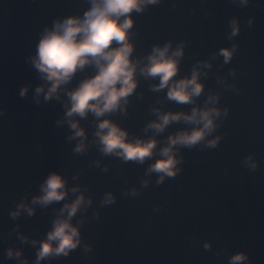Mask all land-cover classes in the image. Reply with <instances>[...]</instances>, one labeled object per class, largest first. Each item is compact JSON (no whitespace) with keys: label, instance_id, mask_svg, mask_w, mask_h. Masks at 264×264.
<instances>
[{"label":"water","instance_id":"95a60500","mask_svg":"<svg viewBox=\"0 0 264 264\" xmlns=\"http://www.w3.org/2000/svg\"><path fill=\"white\" fill-rule=\"evenodd\" d=\"M88 7V0H0V264H18L6 256L8 248L21 250L20 259L34 264L39 243L31 241L44 239L63 205L79 193L91 199L71 221L79 223L81 243L67 256L40 264H228L240 251L248 255V264H264V0H160L130 13L131 58L146 63L153 46L170 41V51L183 46L173 79L190 77L194 67L206 74L199 76L203 91L194 102L178 103L167 98V88L153 90L158 77L145 78L137 70V87L125 111L105 114L127 130L128 139L154 136L159 149L169 135L193 125L181 120L160 133L145 131L157 119L153 109L190 114L193 107L211 106L206 104L210 95L219 97L215 107L221 115L206 137H219L216 146L204 141L179 146V171L160 183L159 173L147 171L158 152L143 163L103 154L94 142L97 118L90 112L74 117L86 134L85 150L75 152L80 138L68 139L74 130L65 120V92L47 101L43 93L35 94L37 86L47 87L31 59L44 29L55 20L82 16ZM233 18L239 31L230 37ZM233 45L236 50L224 63L218 52ZM204 61L211 67L198 63ZM94 71L85 66L64 87L75 88ZM249 156L255 169L244 162ZM51 172L78 193L33 205ZM106 193L113 202L102 203ZM21 202L34 213L21 209L13 219L9 213Z\"/></svg>","mask_w":264,"mask_h":264},{"label":"clouds","instance_id":"9594fccd","mask_svg":"<svg viewBox=\"0 0 264 264\" xmlns=\"http://www.w3.org/2000/svg\"><path fill=\"white\" fill-rule=\"evenodd\" d=\"M88 2L90 7L82 16H68L62 20H55L51 29H44L36 45V54L31 59L47 87L37 86L35 94L39 98L43 93L47 101L53 97L59 99L60 92H65L68 97L64 105L65 120L74 130L68 139L80 138L73 149L75 152L85 150L86 134L74 117L83 118L89 112L97 118L94 142L98 144L103 154H114L124 161L143 163L146 158H151L158 152V158L149 165L147 171L159 173L157 183H160L165 176H175L179 171L176 165L180 161L175 155L179 146L191 148L201 141L207 146H216L219 137L211 140H207L206 137L217 127L214 121L221 115V110L215 107L219 97L210 95L206 104L210 102L211 106L202 109L193 107L190 114L161 113L158 109H153L157 113V119L151 121L145 131L151 128L155 133H160L170 123L181 120L193 125L190 130L169 135L164 146L159 149L156 148L158 141L154 136L148 139H128L127 130L108 119L105 114L116 112L118 109L121 112L125 111L127 97L137 87V70L145 78L158 77L159 83L152 86L153 90L167 88V98L178 103L194 102V98L203 91L199 76L206 73L194 67L190 77L173 79L178 72L183 46L178 44L170 51V41L162 47L153 46L151 53L144 58L146 63L141 64L140 60L131 58L134 48L130 41L129 30L133 27L130 13L141 12L148 4H156L160 0H88ZM240 3L247 4L248 0H240ZM251 22L249 20L248 23ZM230 26L232 29L230 37L237 35L239 27L235 18L231 20ZM113 42L115 46H112ZM235 50L236 46L233 45L230 49L221 48L218 54L223 56L224 63H228ZM198 63H202L204 68L211 67L208 61ZM85 66L93 67L94 73L82 79L75 88L71 90L65 88L73 75L78 70L82 71ZM26 92L27 86L22 87L20 96L23 97ZM223 113L227 115V109H224ZM102 116L105 118L98 119ZM244 162L252 169L257 167L250 156L246 157ZM142 183L147 184V181ZM40 189L41 194L32 198L33 205L47 206L64 199L69 191L72 193L79 191L77 187L66 189V180L57 172H51ZM113 200L112 194L106 193L102 203H111ZM90 203V198L86 199L83 193H79L74 200L63 205L60 215L53 220L45 238L39 242L31 241L33 245L39 243L34 264H40L41 260L46 258L59 257L61 254L67 256L70 250L81 243L79 223L73 225L71 221L78 210L82 211L83 207ZM21 209L27 211L29 216L34 213L32 207L21 202L9 215L15 219L20 215ZM19 238L22 242L27 240L23 235H19ZM204 247L207 249L210 245L205 243ZM87 248L85 245L86 250ZM6 256L17 258L18 264H28L27 259H20L22 253L19 249H6ZM248 260V255L240 251L229 256L228 264H248Z\"/></svg>","mask_w":264,"mask_h":264}]
</instances>
